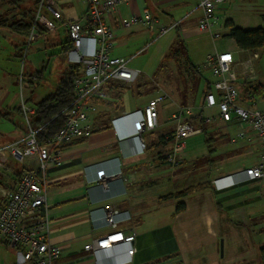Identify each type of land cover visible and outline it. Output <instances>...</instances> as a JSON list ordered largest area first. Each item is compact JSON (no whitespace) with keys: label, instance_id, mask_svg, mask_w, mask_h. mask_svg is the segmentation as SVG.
Wrapping results in <instances>:
<instances>
[{"label":"crops","instance_id":"obj_1","mask_svg":"<svg viewBox=\"0 0 264 264\" xmlns=\"http://www.w3.org/2000/svg\"><path fill=\"white\" fill-rule=\"evenodd\" d=\"M60 1L70 20L80 19L87 10L81 0ZM200 1L129 0L121 6V15L128 20L149 9L162 25L177 24L175 40L181 38L185 42L193 30L201 33L198 31L202 16ZM232 4L220 8L226 20L215 26L214 34L226 38L228 20L240 27L228 15ZM107 23L117 36L112 50L115 57L133 58L153 42L154 32L143 25L123 29L111 16L107 17ZM57 30L66 36L62 47L68 33L60 23ZM8 31L11 37L17 35ZM226 39L232 43L229 48L222 50L214 44V52L230 51L239 60L248 57V52L239 50L233 39ZM15 44L11 43L13 47L20 46ZM93 46V40H86L83 54L91 56ZM71 50L60 51L67 67L73 65L69 60ZM187 60L197 69L193 75L200 77L201 82L195 92L191 87L185 88L181 95L172 91L173 101L170 93H165L171 104L158 106V126L144 134L145 151L141 150L134 124L156 95L147 87L154 77L137 84L141 72L151 66L140 68L131 63L140 71L133 87L108 86L107 99L99 103L93 118L92 135L71 143L65 149L63 164L49 171L50 240L62 248L58 264H264L259 253L264 246V180H254L244 173L247 167L257 164L261 144L248 128L246 136L239 137L238 124L221 120L217 108L205 109L204 94L215 78L206 76L210 70L206 58L202 65H196L192 58ZM242 83L238 84L241 91ZM199 93L200 101L196 99ZM30 100L32 97L26 101ZM241 100L243 106L264 111L258 102L261 100ZM11 104L12 109L0 110V120H10L17 113L14 110L19 99L14 98ZM168 107H173L169 118ZM182 109L193 111L190 124L201 132L188 139L180 164L173 166L163 157L173 152L177 127L173 115ZM2 113L11 115L3 118ZM23 133L24 127L18 125L9 132L0 131V146L17 141ZM8 167L0 172V184L6 188H10V180L20 169L11 161ZM101 170L106 172L102 180L98 178ZM193 187L195 190L180 200L171 197ZM180 202L185 204V210L177 213ZM111 216H115V225L107 223ZM120 232L136 233L135 242H117L109 249H85L88 244ZM133 247L136 252L131 255L129 251ZM0 264L25 263L17 247L0 240Z\"/></svg>","mask_w":264,"mask_h":264},{"label":"built area","instance_id":"obj_2","mask_svg":"<svg viewBox=\"0 0 264 264\" xmlns=\"http://www.w3.org/2000/svg\"><path fill=\"white\" fill-rule=\"evenodd\" d=\"M128 1L81 0L87 8L86 12L80 19L70 20L60 0H39L27 37V49L39 38L41 28L52 33L57 31L60 23L65 26L73 43L69 60L73 65H80L81 69L74 80L73 101L63 111L64 125L53 138L39 140L40 129L32 126L35 108L22 100L20 106L27 133L15 142L0 146V172L9 168V161L20 167V173L10 180V188L0 184V240L17 247L25 264H58L62 248L50 240L51 208L48 197L51 187L48 173L63 164L65 146L92 135L93 118L98 113L99 103L107 99L108 86L115 84L131 88L140 75V71L130 67L134 57L112 55L117 36L107 23V17L116 18L123 29L143 25L156 33V39L177 27V24L162 25L149 9L143 10L139 16L123 19L121 6ZM230 1L233 0H201L199 8L202 16L198 31L211 34L213 40L218 39L220 35L213 32L221 20L217 12ZM86 40L94 42L91 56L83 54ZM205 61L215 81L212 82L213 90L205 95L204 107L217 108L219 117L226 123L236 122L240 127L239 137L246 136L247 128L254 133L261 144V152L257 164L247 167L244 173L254 180H264V111L243 106L238 86L243 77L249 82L256 80L253 78L254 54L248 52V57L240 61L233 52H215L208 55ZM157 88L156 96L144 107L142 117L134 124L142 151L147 148L144 134L157 128L158 106L167 100L162 88L158 85ZM192 115L191 109H182L173 115V121L177 123L174 148L172 153L163 157L173 166L180 164L188 139L201 132L187 122L186 118ZM105 173L104 170L99 171L98 178L102 180ZM115 222V216L107 219L110 225H115ZM135 237L136 233L125 235L120 232L88 244L85 249H109L117 242L133 244ZM134 252L135 247L129 254Z\"/></svg>","mask_w":264,"mask_h":264},{"label":"rangeland","instance_id":"obj_3","mask_svg":"<svg viewBox=\"0 0 264 264\" xmlns=\"http://www.w3.org/2000/svg\"><path fill=\"white\" fill-rule=\"evenodd\" d=\"M229 3L233 4L228 15L232 16L240 27L249 29L264 28V0H233L223 5ZM20 12L8 4L0 3V22H16L21 19ZM219 17L221 18L220 21L226 20L224 14L220 13ZM195 18L196 16L193 17V19ZM0 28V110L12 109L13 104L11 103L16 97L19 99V104L22 100H28V98L32 97V100L28 103L31 108H35L37 102L45 99L56 90L64 72L68 69L60 53L61 44L66 39L65 33H60L58 30L52 33H44L27 49V42L26 46L22 44L26 40L24 37L18 35L11 37L6 27L0 26ZM193 32L192 36L185 42L180 38L175 40L176 30L158 39H156V33L154 32L153 42L144 48L146 51L135 55L131 61V63L140 68L151 66L149 70L141 72V81L139 80L137 84L141 82L142 85L143 79H148L149 82L151 81L149 76H153V80L147 87L155 93L158 89L157 85L160 86L164 93H170L172 101L175 98V95L171 93L172 91H178V94L181 95L180 92L185 90V88L191 87L192 92H195L201 79L193 75L194 69L187 59L192 58L196 65H202L203 59L215 53L214 44L219 45V49L223 50L229 48L232 43L222 35L218 39L213 40L209 33H198L197 30H193ZM11 43L20 44L19 47L24 49L22 58L15 55L17 46L13 47ZM253 54L255 57L253 78L256 80L251 83L256 88L260 83L264 84V49ZM243 57H246V54ZM149 59H151L150 62ZM131 63L130 67L133 68ZM160 66L162 68L159 70ZM40 71H42V75H38ZM158 71L161 72L158 73ZM156 75L157 77H155ZM206 76L213 78L210 70ZM240 81L249 83L244 77ZM244 83L242 84L244 85ZM240 93L241 99L246 98L243 90H240ZM6 94L8 95L7 98H5ZM171 99H168L162 105L166 104L169 106ZM196 99L200 101L201 93L197 94ZM258 102L260 107L264 108V100ZM172 112L173 107H168L166 111L168 118ZM208 114L210 113H207V116L212 118L213 115ZM16 125L26 127L23 116L18 113H15L10 120L1 119L0 131H3V133L9 132L11 129L14 130ZM9 162H7L8 166ZM17 172L19 174L20 169Z\"/></svg>","mask_w":264,"mask_h":264},{"label":"trees","instance_id":"obj_4","mask_svg":"<svg viewBox=\"0 0 264 264\" xmlns=\"http://www.w3.org/2000/svg\"><path fill=\"white\" fill-rule=\"evenodd\" d=\"M0 3L8 4L15 10L21 11V19L9 23L8 21L0 22V26L10 29L12 33L17 34L18 36L24 37V46H26L27 37L33 26L35 13L39 0H0ZM225 27L229 30L226 38L233 39L237 48L242 51L256 53L259 50L264 49V28H257L252 30H244L235 25L233 20H228L225 23ZM178 30V26L175 28ZM40 36L44 33H47L46 30H39ZM181 39V38H180ZM182 40V39H181ZM73 48V43L70 37H67L66 43L61 47L62 53H67L70 49ZM19 49V46L16 47L15 55L22 58L23 50ZM190 64V63H189ZM191 65V64H190ZM193 67V65H191ZM81 69L80 65H70L68 69L64 72L62 79L60 80L56 90L48 95L45 99L41 100L35 105V114L32 117V126L34 129H40L38 138L39 140L51 139L58 133V131L64 125V116L63 111L67 106L73 101L74 98V80L79 76V71ZM194 69V73L197 72V69ZM42 75V71L38 73ZM38 75H36L38 77ZM246 85V86H244ZM242 84V90L246 98L245 101L256 102L258 100L264 99V84L260 83L256 88L253 87L251 82ZM239 86V85H238ZM133 87V86H132ZM131 87V88H132ZM121 89H130V88H121ZM213 90L212 83L208 84V89L206 90L204 96ZM18 114L22 115V108L19 106L14 110ZM3 118H9L10 113H2ZM201 117V116H200ZM205 119H202L204 121ZM188 123L191 121L187 120ZM27 133V128L24 127V133L22 137ZM69 145L65 146L66 149ZM201 188V186H199ZM193 188H189L178 194L171 196L176 199H182L194 191ZM185 210V204L180 202L177 205V213H181ZM261 258L264 260V246L259 250Z\"/></svg>","mask_w":264,"mask_h":264}]
</instances>
